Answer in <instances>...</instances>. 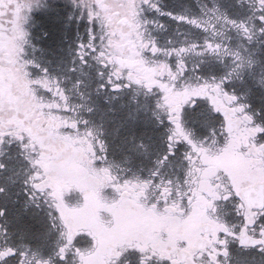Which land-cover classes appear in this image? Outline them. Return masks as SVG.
<instances>
[{"label":"snow or ice","instance_id":"1","mask_svg":"<svg viewBox=\"0 0 264 264\" xmlns=\"http://www.w3.org/2000/svg\"><path fill=\"white\" fill-rule=\"evenodd\" d=\"M0 264H264V0H0Z\"/></svg>","mask_w":264,"mask_h":264}]
</instances>
